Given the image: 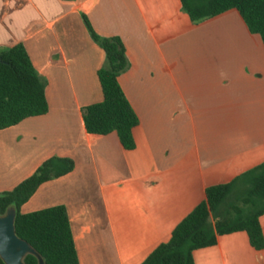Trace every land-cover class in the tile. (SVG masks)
<instances>
[{
	"label": "crops",
	"instance_id": "obj_1",
	"mask_svg": "<svg viewBox=\"0 0 264 264\" xmlns=\"http://www.w3.org/2000/svg\"><path fill=\"white\" fill-rule=\"evenodd\" d=\"M100 36L121 39L117 78L138 118L135 146L86 132L102 100ZM22 44L47 112L0 130V192L46 159L73 169L41 183L20 213L65 207L79 264H140L205 197L264 162V45L235 9L192 23L180 0H0V48ZM259 223L264 238V214ZM194 264H264L243 230L193 251Z\"/></svg>",
	"mask_w": 264,
	"mask_h": 264
},
{
	"label": "trees",
	"instance_id": "obj_2",
	"mask_svg": "<svg viewBox=\"0 0 264 264\" xmlns=\"http://www.w3.org/2000/svg\"><path fill=\"white\" fill-rule=\"evenodd\" d=\"M192 23L235 9L248 30L258 34L264 45V0H180ZM91 39L105 55L97 76L102 100L81 110L89 134L116 132L124 149L131 150L138 118L118 84V76L128 61L121 39L100 36L83 16ZM45 80L33 67L22 44L0 48V130L21 120L47 112ZM73 161L50 157L13 189L0 192V215L15 212L14 229L20 239L36 252L23 258L24 264H79L69 219L64 206L56 205L30 213H20V206L37 187L73 169ZM264 214V162L231 181L209 186L205 197L172 230L167 242L158 245L140 264H194L193 251L215 244L217 235L245 231L255 249L264 248L259 218ZM214 219V221H212ZM0 264L4 262L0 258Z\"/></svg>",
	"mask_w": 264,
	"mask_h": 264
},
{
	"label": "water",
	"instance_id": "obj_3",
	"mask_svg": "<svg viewBox=\"0 0 264 264\" xmlns=\"http://www.w3.org/2000/svg\"><path fill=\"white\" fill-rule=\"evenodd\" d=\"M14 216L12 208L7 209L4 215H0V258L4 264H24L25 255L36 254L26 241L15 234ZM38 264H43L40 257Z\"/></svg>",
	"mask_w": 264,
	"mask_h": 264
},
{
	"label": "rangeland",
	"instance_id": "obj_4",
	"mask_svg": "<svg viewBox=\"0 0 264 264\" xmlns=\"http://www.w3.org/2000/svg\"><path fill=\"white\" fill-rule=\"evenodd\" d=\"M212 221H214V219H212Z\"/></svg>",
	"mask_w": 264,
	"mask_h": 264
}]
</instances>
